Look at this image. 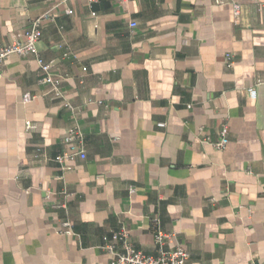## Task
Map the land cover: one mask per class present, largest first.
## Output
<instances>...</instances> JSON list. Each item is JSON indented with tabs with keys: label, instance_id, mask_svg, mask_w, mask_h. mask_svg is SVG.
<instances>
[{
	"label": "crops",
	"instance_id": "obj_1",
	"mask_svg": "<svg viewBox=\"0 0 264 264\" xmlns=\"http://www.w3.org/2000/svg\"><path fill=\"white\" fill-rule=\"evenodd\" d=\"M220 1L0 0V47L41 18L38 55L61 77L48 93L33 56L3 62L0 264H108L120 226L148 255L157 228L188 264H264V0ZM222 124L217 150L202 139ZM73 127L84 154L60 166Z\"/></svg>",
	"mask_w": 264,
	"mask_h": 264
},
{
	"label": "built area",
	"instance_id": "obj_2",
	"mask_svg": "<svg viewBox=\"0 0 264 264\" xmlns=\"http://www.w3.org/2000/svg\"><path fill=\"white\" fill-rule=\"evenodd\" d=\"M66 0H59L62 3ZM89 3L96 2L98 0H87ZM257 1V0H253ZM216 2L221 3L220 0ZM233 13L237 15L239 13L240 7L238 4H233ZM45 18H48L45 16ZM41 18H37L31 21L28 26L19 31L15 39L7 45L0 47V77L3 74V62L10 55L26 56L31 55L35 58L39 71L40 77L39 82L48 87V93H55L61 95L60 85L61 77L60 75L52 69V65L49 62L44 61L37 51V42L41 37ZM131 27L135 26V23L130 24ZM225 63L227 67L232 65L231 54L225 55ZM247 93L250 98L255 97L254 87H249ZM29 97L26 95L24 101H28ZM100 103V102H99ZM63 106L70 110L75 111L76 107L72 106L68 101H63ZM157 127H164V122H158ZM25 129L28 132L36 130V125L33 122L26 121ZM203 142L210 143L215 149L222 150L228 143V129L226 124H222L219 130V139L215 142H209L208 138H203ZM62 144L66 147V151L56 157L54 161L60 166L64 165L67 161H73L77 156H82L84 154V140L83 134L78 127L70 128L66 131L61 139ZM41 154L39 149H37L34 157H39ZM45 160H49L44 158ZM134 187L129 188V192H134ZM64 197H68L70 194L67 191H62ZM50 195L45 198L49 199ZM54 208H61V204H53ZM156 225V220H155ZM57 232L62 236H76L77 233L74 232L70 220L63 219L60 220ZM154 244L157 247V255H148L135 249L133 243L130 240L128 230L124 226H120L119 229L113 231L109 236L103 237V243L99 247L102 251L106 252L110 256L108 264H188V254L180 246L173 249L166 250L164 245L166 241L170 238V235L163 233L159 229L155 228L154 231ZM249 264H261L259 262L251 261Z\"/></svg>",
	"mask_w": 264,
	"mask_h": 264
}]
</instances>
